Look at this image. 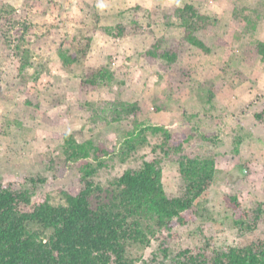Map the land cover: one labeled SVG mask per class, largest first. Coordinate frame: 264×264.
I'll list each match as a JSON object with an SVG mask.
<instances>
[{
    "label": "rangeland",
    "instance_id": "374dc122",
    "mask_svg": "<svg viewBox=\"0 0 264 264\" xmlns=\"http://www.w3.org/2000/svg\"><path fill=\"white\" fill-rule=\"evenodd\" d=\"M238 1L250 4L254 0H0V5L12 6L21 20L37 26L41 33L61 21L60 30L70 42L66 55L78 57L76 64L66 68L58 52L45 47L35 53L33 46H28L34 65L21 73L20 56L7 57L0 45L1 181L42 177L47 185L39 189L50 193L53 204H61L58 190L80 175V164L69 163L63 176H54L57 166L65 167L62 136L74 133L79 142L93 140L101 148L115 149V158L106 157V165L94 177L109 189L127 168L140 166L144 158L151 160L152 150L159 143L150 131L143 133V146L124 162L125 157L121 160L119 153L123 136L146 126H164L181 139L194 136V151L215 159L216 182L208 197L214 244H239L242 239L238 238L226 197L229 180L243 181L245 191L239 201L245 208L264 202V118H256L264 113V64L249 54L251 45L264 41V19L254 35L238 32L231 24ZM188 3L217 18L218 27L209 34L217 46L210 55L195 48L184 53L175 66L174 77L184 74L186 80L176 85L158 65H150L143 53L159 39H164V48L181 40L180 22L174 18L176 26L167 27L162 21L163 9ZM134 21L140 25L139 34L128 27L129 34L119 39L104 31L118 24L133 26ZM10 27L6 24L0 30V38L12 33ZM87 38L92 41L88 49ZM80 48L86 49L85 55ZM108 65L114 79L83 98L80 83L86 73ZM213 89L216 95L209 102ZM25 90L39 97L47 120L43 113L30 115L25 110ZM119 101L137 103L142 113L117 124L105 120L102 109H110ZM203 132L206 138L214 139H202ZM239 139L242 146L236 155L233 150ZM176 160L173 156L164 165L163 183L170 194L178 193ZM243 169L245 175H241ZM201 227L202 223L194 221L171 232L162 231L150 248L136 249L134 256L146 259L163 240L168 241L173 254L182 247L197 246ZM248 239L264 240V223Z\"/></svg>",
    "mask_w": 264,
    "mask_h": 264
},
{
    "label": "trees",
    "instance_id": "16d2710c",
    "mask_svg": "<svg viewBox=\"0 0 264 264\" xmlns=\"http://www.w3.org/2000/svg\"><path fill=\"white\" fill-rule=\"evenodd\" d=\"M1 4L0 30L6 24L13 30L0 38V45L7 57L12 54L20 56L21 73L34 65L28 46H33L35 53L45 47L52 53L58 52L66 68L78 62L77 56L66 55L70 42L60 30L61 21L41 33L37 26L21 20L12 6ZM163 10L162 21L167 27L176 26L174 18L180 22L177 26L182 29V38L175 46L165 48L164 39H159L143 53V57L150 65H158L168 80L178 85L186 80V76L174 77L175 66L190 48L205 55L212 53L217 44L210 40L209 34L218 27L219 21L192 3L164 7ZM263 19L264 0H254L250 4L238 1L233 8L231 24L248 36L254 35ZM133 24H118L113 30L105 28L104 31L119 39L129 34L128 27L139 34L140 25L136 21ZM87 39L88 49L92 41ZM249 48V54L264 64V41H257ZM80 50L86 54V49ZM113 79L109 65L90 69L81 80L80 95L87 97L89 92L97 91L102 84ZM214 89L208 95L209 102L216 95ZM25 92V110L30 115L43 113L46 117L47 111L39 97ZM141 113L137 103L121 101L113 102L110 109L105 107L101 111L103 118L111 119L114 124ZM256 118L262 120L264 113ZM136 130L123 136L119 150L121 160L125 157V162L143 146L146 140L143 133L147 131L159 138L152 150L154 157L151 160L144 158L136 168H127L115 178L109 189L97 183L94 177L106 165V157L115 158V149L101 148L93 140L79 142L74 133L62 136L65 167H60L61 170L57 166L54 176H63L69 163L80 164V175L66 188L58 190L63 201L61 204H53L50 193L39 189V186L47 185L42 177L7 183L0 178V264H264V240L248 239L264 223V202L245 208L239 201L245 191L243 181L229 180L226 197L232 222L242 240L234 246L217 247L208 207L209 192L217 176L215 159L202 157L194 151L191 141L194 136L181 139L164 126H146L135 133ZM201 135L202 139H214L206 138L204 132ZM236 144L233 153L239 155L241 139ZM173 156H177L179 172L177 194L168 193L163 183L164 165ZM246 173L243 169L241 175ZM194 221L202 223L199 245L182 247L173 254L168 241L163 240L146 259L143 255L134 256V250L150 248L158 233L171 232L179 225L186 226Z\"/></svg>",
    "mask_w": 264,
    "mask_h": 264
}]
</instances>
